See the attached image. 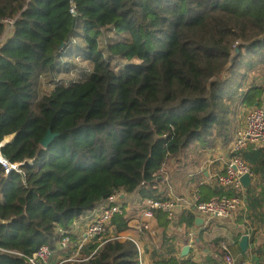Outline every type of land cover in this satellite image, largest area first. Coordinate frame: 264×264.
Segmentation results:
<instances>
[{"label": "trees", "instance_id": "trees-1", "mask_svg": "<svg viewBox=\"0 0 264 264\" xmlns=\"http://www.w3.org/2000/svg\"><path fill=\"white\" fill-rule=\"evenodd\" d=\"M73 3L75 16L69 0H0V142L11 136L1 152L22 163L21 172L0 165V264H31L42 245L54 247L58 228L71 231L119 193L136 194V207L166 199V165L190 146L227 144L237 108L264 102L251 76L264 71V0ZM77 56L90 66L84 78L55 80ZM45 79L55 84L40 95ZM47 130L55 136L43 148ZM243 158L257 176L244 195L254 190L264 205V145ZM186 214L179 221L194 227ZM133 216L112 224L124 231ZM157 218L164 235L170 220ZM80 253L60 264H140L130 239Z\"/></svg>", "mask_w": 264, "mask_h": 264}, {"label": "built area", "instance_id": "built-area-1", "mask_svg": "<svg viewBox=\"0 0 264 264\" xmlns=\"http://www.w3.org/2000/svg\"><path fill=\"white\" fill-rule=\"evenodd\" d=\"M68 12L75 16L76 10L73 0H69ZM10 137L0 142V165L5 173L14 170L20 171L22 163L9 162L1 152L4 143L9 141ZM264 145V108L261 105H254L246 110L244 120L241 126L236 130L232 139L225 147V158L222 161L221 169L213 166L214 161L205 159L200 161L197 167L188 176H197L199 184L217 185L223 191L207 199L200 200L197 196L190 201L184 196L175 198H148L144 201L140 211L139 224L136 226L138 231H148L154 234L150 221L155 218L158 212L167 213L169 216L174 214L191 213L197 218H202V222L209 220H231L244 207L245 197L244 188L240 178L248 173H252L248 164L243 158V151L252 148L256 150ZM230 190L232 193H226ZM245 198V199H244ZM83 231L76 232V226L71 231L58 228V238L53 248L42 245L29 258L31 264H60L66 261H76L81 258V249L92 242L101 246L105 241L111 239H130L134 242L138 251V261L142 263V251L140 245L131 237L123 236L112 224L115 215L124 214L125 209L114 203L111 199L107 200L99 207H95ZM73 235V238L70 235ZM194 240V232L188 233V246ZM220 247L224 254L226 264H233L230 254V248L225 242H220ZM177 264H187L178 262Z\"/></svg>", "mask_w": 264, "mask_h": 264}, {"label": "crops", "instance_id": "crops-1", "mask_svg": "<svg viewBox=\"0 0 264 264\" xmlns=\"http://www.w3.org/2000/svg\"><path fill=\"white\" fill-rule=\"evenodd\" d=\"M254 74L256 79L264 86V73L263 77L261 75L259 77L256 72ZM225 147L226 146H223L219 149L210 148L212 150H207L208 148H192L190 151V170L185 169L186 173L183 172L184 174L182 173L180 179L170 180L173 190H169L168 188L166 190L162 187L163 182L165 183V178L167 179V172L163 170L162 172L165 175H163V180L161 182V189L164 191L162 196L166 198L184 196L186 199L192 201L194 196H197L201 200L200 197L203 198L204 195L208 198L211 194L222 193L223 190L217 185L205 184V187L200 188L199 185L201 184L198 183L199 178L197 176L189 177L188 174L190 173L189 171L193 172L197 164L205 159L213 160V166L217 169H221L222 161L225 158ZM167 166L168 165H166L164 169L167 168ZM256 182L257 176L254 175L251 177L249 187L253 188ZM170 183L167 184L166 182L169 188ZM226 193L230 194L232 192L227 190ZM255 193L256 191L254 190L247 196L243 193V196L246 198H244V207L231 220L225 219V224L220 220L212 219L208 222H201L198 225L195 224L194 227L186 228L185 224L179 221L180 216L186 213L182 212L169 216L167 213L158 212L155 218L150 221V227L154 233L153 235L148 231H138L136 229V226L139 224L140 211L145 200L136 207V194L119 193L116 195V198L112 196L110 199L125 209L124 216H127L128 213H133L134 210L137 211V219L133 216L128 226H132L134 233L132 239L141 247V260L143 264H153L156 261L169 260L171 258L175 260V264L184 261L188 264H226L224 254L219 245L220 242L228 244L233 264H264V205L257 204ZM116 199L123 200V203H117ZM102 204L104 203L99 204L97 207ZM160 213L166 214V218L170 220L164 231V235H162V228L158 226L157 216ZM90 216L91 212H86L75 220L74 225L76 226V232L80 233L83 231ZM196 218L197 217H195L194 220H196ZM190 231L194 232V240L190 243L188 254L182 257V248L185 245H189L188 233ZM173 232L178 234L175 236ZM244 234L247 235L248 243L246 250L242 251L238 243L241 236ZM161 236L163 238L160 241L159 238H161Z\"/></svg>", "mask_w": 264, "mask_h": 264}, {"label": "rangeland", "instance_id": "rangeland-1", "mask_svg": "<svg viewBox=\"0 0 264 264\" xmlns=\"http://www.w3.org/2000/svg\"><path fill=\"white\" fill-rule=\"evenodd\" d=\"M76 47H77V45H75V48ZM67 60L69 62H67L66 65L72 67V69L69 72H64V71L63 72H59L58 74L55 75L54 79L58 80V81L61 80L64 83H67V82H70V81H80L81 79H83L85 74L88 73V70H89V67H90L88 62H84L82 60V58H80L79 56H77L75 59L67 58ZM118 62H120V61H118ZM256 73H258L259 77H260V75L263 77L264 71L258 70V71H256ZM252 75H255V74H251V76ZM54 79L52 81H49L47 79L42 80L41 85H40V90H39L40 95L47 94V93L50 92V90L53 88V86L55 84ZM248 108L249 107H246V106H240L239 108H237V111L233 115L234 116L233 117V124H232L233 128H232V134H231L230 140L234 136L236 130L243 123L244 115H245L246 110ZM227 144L224 145V144L218 143V144H215L212 148L219 149L220 147L226 146ZM192 148H193V146H190V149L187 152V155L181 161H178V162H175V163L171 162L170 164H168L167 168L164 169V171L167 172L166 173L167 174V179L165 178V183L163 182V184H164V185H162L163 188H165L166 190H167V188L169 190L170 189L173 190V188H171L172 185L170 183V180H173V179H177L178 180V179H180V177H181L183 172L186 173L185 169L186 170L187 169L190 170V151L192 150ZM207 150H212V149L208 148ZM180 167H182V168H180ZM189 172L192 173L191 171H189ZM163 175H165V174H163ZM166 182H167V184L170 183V188H169V186L166 185ZM116 201L118 203L119 202L123 203V200H121V199H116ZM128 214H130V213H128ZM220 221L224 222V224H225V220L224 221L220 220ZM221 226H223V225H221ZM129 227L130 228H128V229H126L124 231H120V234H122V237L127 235V236L133 238L134 233H133V230H132V226H129ZM173 234L176 236V234H178V233H174L173 232ZM159 239H160V241L162 240V238H159ZM121 240H123V239H121Z\"/></svg>", "mask_w": 264, "mask_h": 264}, {"label": "water", "instance_id": "water-1", "mask_svg": "<svg viewBox=\"0 0 264 264\" xmlns=\"http://www.w3.org/2000/svg\"><path fill=\"white\" fill-rule=\"evenodd\" d=\"M237 51V48L235 49ZM257 105V103L255 104V106ZM262 106L264 108V102L262 103ZM55 136V134H52L50 132V130H47L45 136L42 138L41 142H40V145L44 148L48 145V143L51 141V139ZM240 181H241V184L244 188V190H247V188L250 186V183H251V176L246 173L244 175L241 176L240 178ZM202 222V218H196L195 220V224L198 225ZM247 235L244 234L241 236L240 240H239V247L241 248L242 251H245L246 248H247ZM189 252V246L188 245H185L182 250H181V256H186Z\"/></svg>", "mask_w": 264, "mask_h": 264}]
</instances>
